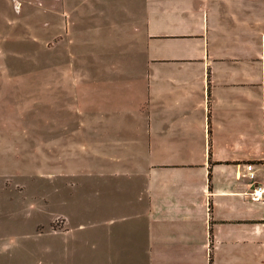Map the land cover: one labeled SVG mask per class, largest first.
<instances>
[{
  "label": "crops",
  "instance_id": "1",
  "mask_svg": "<svg viewBox=\"0 0 264 264\" xmlns=\"http://www.w3.org/2000/svg\"><path fill=\"white\" fill-rule=\"evenodd\" d=\"M254 1L227 0L224 13L213 8L203 20L146 14L144 87L124 96L116 124L109 90L108 100L94 95L98 111L81 123L90 127L87 147L107 163L93 174L98 204L109 179L133 194L127 203L105 199L113 212H135L110 219L129 223L127 253L140 252L139 264H264V203L245 195L248 162L264 185V7L254 10ZM117 148L129 166L108 169ZM112 234L93 233V241L110 240L97 255H119Z\"/></svg>",
  "mask_w": 264,
  "mask_h": 264
},
{
  "label": "rangeland",
  "instance_id": "2",
  "mask_svg": "<svg viewBox=\"0 0 264 264\" xmlns=\"http://www.w3.org/2000/svg\"><path fill=\"white\" fill-rule=\"evenodd\" d=\"M226 1L0 0V264H139L140 252L127 253L129 223L110 219L135 212H113L105 199L127 203L133 194L109 179L98 204L93 174L107 163L87 147L90 127L81 123L98 111L94 95L108 100L109 90L116 124L124 96L143 86L146 14L203 20L213 8L224 13ZM113 151L120 158L107 168L128 167V153ZM99 230L118 235L110 247L118 256L97 255V244L101 251L110 242L92 240Z\"/></svg>",
  "mask_w": 264,
  "mask_h": 264
},
{
  "label": "built area",
  "instance_id": "3",
  "mask_svg": "<svg viewBox=\"0 0 264 264\" xmlns=\"http://www.w3.org/2000/svg\"><path fill=\"white\" fill-rule=\"evenodd\" d=\"M256 166L254 162H248L246 164L248 176L251 179V188L245 192L247 197H250L254 200H259L264 203V185L256 181Z\"/></svg>",
  "mask_w": 264,
  "mask_h": 264
}]
</instances>
